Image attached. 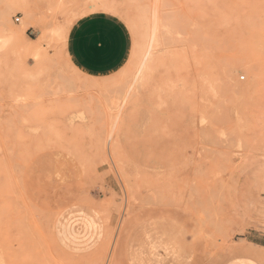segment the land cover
<instances>
[{"label":"rangeland","instance_id":"374dc122","mask_svg":"<svg viewBox=\"0 0 264 264\" xmlns=\"http://www.w3.org/2000/svg\"><path fill=\"white\" fill-rule=\"evenodd\" d=\"M100 12L128 47L89 75L68 40ZM155 237L264 243V0H0V264H157Z\"/></svg>","mask_w":264,"mask_h":264},{"label":"crops","instance_id":"0c3cea01","mask_svg":"<svg viewBox=\"0 0 264 264\" xmlns=\"http://www.w3.org/2000/svg\"><path fill=\"white\" fill-rule=\"evenodd\" d=\"M127 47L128 39L123 25L114 16L102 12L85 15L76 20L68 40L72 61L89 75H104L115 71L124 61ZM155 240L157 241L156 237L150 241H154V251L162 248ZM248 246L244 254L224 264H261L264 243L251 242ZM162 249L165 251L163 256H154L157 264H174L183 257L175 258L172 253ZM137 258L138 255L134 253L132 260L136 261Z\"/></svg>","mask_w":264,"mask_h":264},{"label":"bare ground","instance_id":"6f19581e","mask_svg":"<svg viewBox=\"0 0 264 264\" xmlns=\"http://www.w3.org/2000/svg\"><path fill=\"white\" fill-rule=\"evenodd\" d=\"M21 4H22V7H25V5H24V2L23 1H21ZM22 25H23V22H22ZM12 34H14V33H12ZM15 35V34H14Z\"/></svg>","mask_w":264,"mask_h":264},{"label":"built area","instance_id":"2783aa9c","mask_svg":"<svg viewBox=\"0 0 264 264\" xmlns=\"http://www.w3.org/2000/svg\"><path fill=\"white\" fill-rule=\"evenodd\" d=\"M17 20H18V18H17Z\"/></svg>","mask_w":264,"mask_h":264}]
</instances>
